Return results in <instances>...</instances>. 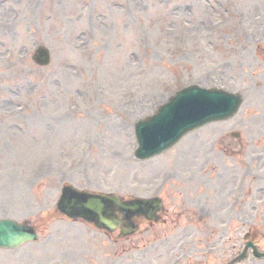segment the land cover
<instances>
[{
    "label": "rangeland",
    "instance_id": "1",
    "mask_svg": "<svg viewBox=\"0 0 264 264\" xmlns=\"http://www.w3.org/2000/svg\"><path fill=\"white\" fill-rule=\"evenodd\" d=\"M113 2H125L131 11L117 12ZM232 2L233 13L225 11L224 0H0V218L28 219L43 230L42 224L54 217L55 230L65 228L55 210L64 184L147 195L158 190L155 182L161 175L168 179L166 192L179 185L185 192L203 174L212 188L228 185L233 191L237 152L225 151V144L234 141L229 133L239 130L249 114L244 108L249 104L258 111L264 103V96L255 93L257 86L264 87V49L261 59L255 56L257 34L264 37V18L256 19L264 14V0ZM216 20L224 21L216 35L218 52L201 29L203 22L212 26ZM81 30L91 32L89 50L82 49L87 46L82 37L76 39ZM40 44L53 52L52 64L44 69L31 61ZM140 58L143 67L135 61ZM190 83L217 84L245 95L244 113L198 133L209 138L228 134L227 143L217 144L213 153L204 143L193 153L192 133L161 162L135 161V121L152 113L154 102ZM251 132L254 127L245 133ZM250 147L249 154L241 155L253 178L247 190L264 184L257 176L260 159L251 157L258 153ZM187 189L189 198L193 195ZM211 196L208 221L180 216L173 208L179 200L168 201L171 214L168 222L155 226L158 235L142 232V246L126 250L119 245L115 253L138 254L146 245L147 264H174L176 257L182 259L178 264H225L235 253L241 230L251 228L264 247V220L251 213L254 196L237 212L228 209L231 196L226 200L219 195L215 201ZM48 211L50 217L35 220ZM187 223L196 227L188 229ZM82 227H68L69 235ZM16 259L0 251V264H16Z\"/></svg>",
    "mask_w": 264,
    "mask_h": 264
},
{
    "label": "water",
    "instance_id": "2",
    "mask_svg": "<svg viewBox=\"0 0 264 264\" xmlns=\"http://www.w3.org/2000/svg\"><path fill=\"white\" fill-rule=\"evenodd\" d=\"M10 223L9 222H1L0 223V243L5 242L6 239H8L12 235V229H10ZM10 229L9 233L5 234V229ZM31 233V232H30ZM14 241V240H12Z\"/></svg>",
    "mask_w": 264,
    "mask_h": 264
},
{
    "label": "bare ground",
    "instance_id": "3",
    "mask_svg": "<svg viewBox=\"0 0 264 264\" xmlns=\"http://www.w3.org/2000/svg\"><path fill=\"white\" fill-rule=\"evenodd\" d=\"M25 13H27L28 14V11L26 10V11H24ZM5 21V23H7V21L6 20H4ZM118 127V132L120 133V134H123L124 132H125V130H123L122 128H120V126L118 125L117 126ZM116 132V131H115ZM128 164H131V161H128Z\"/></svg>",
    "mask_w": 264,
    "mask_h": 264
}]
</instances>
